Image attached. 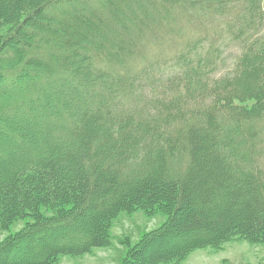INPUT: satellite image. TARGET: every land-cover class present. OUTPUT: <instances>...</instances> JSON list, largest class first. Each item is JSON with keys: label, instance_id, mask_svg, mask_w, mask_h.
Here are the masks:
<instances>
[{"label": "trees", "instance_id": "obj_1", "mask_svg": "<svg viewBox=\"0 0 264 264\" xmlns=\"http://www.w3.org/2000/svg\"><path fill=\"white\" fill-rule=\"evenodd\" d=\"M139 210L167 219L120 264L264 242V0H0V264L92 253Z\"/></svg>", "mask_w": 264, "mask_h": 264}, {"label": "rangeland", "instance_id": "obj_2", "mask_svg": "<svg viewBox=\"0 0 264 264\" xmlns=\"http://www.w3.org/2000/svg\"><path fill=\"white\" fill-rule=\"evenodd\" d=\"M153 19L157 23V31H162L165 22L160 16H153ZM128 38L139 42L136 34H130ZM224 49L225 58L220 69L221 74L233 66L241 53L240 45L229 41ZM166 219L164 213L150 217L142 210L133 213L122 212L113 222L110 246L95 249L92 253L82 256H62L56 264H120L128 250L124 241L133 246L145 232L160 227ZM22 226L23 221L20 220L4 231L0 224V241L20 230ZM178 264H264V242L251 243L245 239H231L218 249L209 246L196 249Z\"/></svg>", "mask_w": 264, "mask_h": 264}]
</instances>
